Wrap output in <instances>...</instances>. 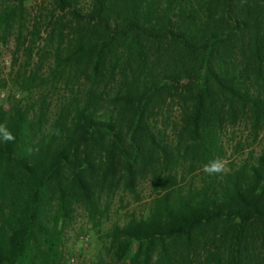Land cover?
Masks as SVG:
<instances>
[{
  "label": "trees",
  "instance_id": "1",
  "mask_svg": "<svg viewBox=\"0 0 264 264\" xmlns=\"http://www.w3.org/2000/svg\"><path fill=\"white\" fill-rule=\"evenodd\" d=\"M10 40L0 264H63L77 211L142 182L113 264H264V0H0Z\"/></svg>",
  "mask_w": 264,
  "mask_h": 264
},
{
  "label": "rangeland",
  "instance_id": "2",
  "mask_svg": "<svg viewBox=\"0 0 264 264\" xmlns=\"http://www.w3.org/2000/svg\"><path fill=\"white\" fill-rule=\"evenodd\" d=\"M42 0H25L28 13H33L38 3ZM12 41H0V81L7 78V73L11 64ZM9 83V82H8ZM11 88L15 92V88L9 85L5 89H0V100H4ZM140 199L136 200L128 194L121 192L116 193L109 200V209L105 217L100 221L99 227L93 228L92 223L81 212L77 211L74 220L67 225L63 234V264H67V258L71 255H84L89 264H97L103 257L104 264H113L108 255L105 253L104 245L106 244L105 232L109 231L112 224H123L129 214L142 213L146 211L147 203L150 200V187L146 182H142L139 186ZM83 234L87 236L86 242L78 240L77 236Z\"/></svg>",
  "mask_w": 264,
  "mask_h": 264
},
{
  "label": "clouds",
  "instance_id": "3",
  "mask_svg": "<svg viewBox=\"0 0 264 264\" xmlns=\"http://www.w3.org/2000/svg\"><path fill=\"white\" fill-rule=\"evenodd\" d=\"M56 135H59V129L56 130ZM0 140L5 144L14 142L16 140L15 135L7 128L6 124H0ZM33 149L28 148L27 152L30 155ZM227 167L226 161L220 158L213 159L211 162L202 166V171L208 175H216L224 173Z\"/></svg>",
  "mask_w": 264,
  "mask_h": 264
},
{
  "label": "built area",
  "instance_id": "4",
  "mask_svg": "<svg viewBox=\"0 0 264 264\" xmlns=\"http://www.w3.org/2000/svg\"><path fill=\"white\" fill-rule=\"evenodd\" d=\"M77 238L81 242L87 241V236L83 234L78 235ZM67 264H89V261L84 255L77 254L68 256Z\"/></svg>",
  "mask_w": 264,
  "mask_h": 264
}]
</instances>
